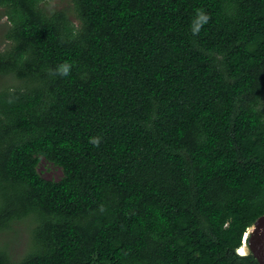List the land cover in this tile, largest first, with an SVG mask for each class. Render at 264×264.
I'll return each mask as SVG.
<instances>
[{"label": "trees", "instance_id": "trees-1", "mask_svg": "<svg viewBox=\"0 0 264 264\" xmlns=\"http://www.w3.org/2000/svg\"><path fill=\"white\" fill-rule=\"evenodd\" d=\"M49 1L0 0V264H258L264 0Z\"/></svg>", "mask_w": 264, "mask_h": 264}, {"label": "rangeland", "instance_id": "rangeland-1", "mask_svg": "<svg viewBox=\"0 0 264 264\" xmlns=\"http://www.w3.org/2000/svg\"><path fill=\"white\" fill-rule=\"evenodd\" d=\"M47 9L50 11L65 9L70 19L75 23L77 22L74 16L72 0H51ZM6 27L7 18L1 14L0 9V49L7 43L4 38ZM19 83L20 81L11 75H0V89L4 86H14ZM38 171L43 177L53 180L59 179L62 174L60 167L53 165L44 158H41L38 163ZM31 227L32 223L28 219H23L12 222L8 229L0 231V243L8 245V250L14 259L20 258L26 251V245L31 242Z\"/></svg>", "mask_w": 264, "mask_h": 264}, {"label": "water", "instance_id": "water-1", "mask_svg": "<svg viewBox=\"0 0 264 264\" xmlns=\"http://www.w3.org/2000/svg\"><path fill=\"white\" fill-rule=\"evenodd\" d=\"M242 245L246 246L245 253H251L258 264H264V214L260 215L246 229L242 238ZM238 252L244 254L239 249Z\"/></svg>", "mask_w": 264, "mask_h": 264}, {"label": "clouds", "instance_id": "clouds-1", "mask_svg": "<svg viewBox=\"0 0 264 264\" xmlns=\"http://www.w3.org/2000/svg\"><path fill=\"white\" fill-rule=\"evenodd\" d=\"M200 23L206 22L208 17L206 14L200 13ZM198 30V29H197ZM70 69V65L68 64H62L58 67L57 71L59 72V74L61 75H67ZM238 251V249H237Z\"/></svg>", "mask_w": 264, "mask_h": 264}, {"label": "bare ground", "instance_id": "bare-ground-1", "mask_svg": "<svg viewBox=\"0 0 264 264\" xmlns=\"http://www.w3.org/2000/svg\"><path fill=\"white\" fill-rule=\"evenodd\" d=\"M238 249H239V251L242 249L243 251H240L242 253L246 252V246H244V245H241Z\"/></svg>", "mask_w": 264, "mask_h": 264}, {"label": "snow or ice", "instance_id": "snow-or-ice-1", "mask_svg": "<svg viewBox=\"0 0 264 264\" xmlns=\"http://www.w3.org/2000/svg\"><path fill=\"white\" fill-rule=\"evenodd\" d=\"M240 251H243L242 249Z\"/></svg>", "mask_w": 264, "mask_h": 264}]
</instances>
